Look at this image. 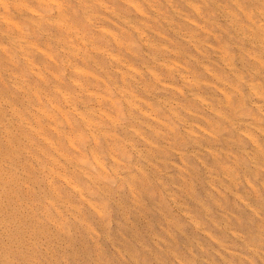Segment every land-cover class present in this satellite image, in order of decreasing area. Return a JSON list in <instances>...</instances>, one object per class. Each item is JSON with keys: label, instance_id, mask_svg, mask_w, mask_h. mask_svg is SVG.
<instances>
[{"label": "bare ground", "instance_id": "obj_1", "mask_svg": "<svg viewBox=\"0 0 264 264\" xmlns=\"http://www.w3.org/2000/svg\"><path fill=\"white\" fill-rule=\"evenodd\" d=\"M142 1L146 11L152 12L153 22L166 20L154 1ZM181 1L200 14L198 5ZM204 1L226 21L240 44L235 47L237 55L221 49L220 54L214 52L224 76L204 67L206 75L221 84L216 87V106L228 108L239 119H231L219 107L204 106L231 131H240L236 125L248 118L250 126L264 135V0ZM112 2L124 8V13L139 14L140 29L130 17L101 0H0V264H55L53 251L58 255L64 249H57L63 241L77 238L79 231L83 245L96 244L85 219L80 221L78 215L102 218L104 186L126 183L131 188L134 175L127 168L146 176L133 159L139 163L152 153L144 155L128 137L147 143L141 129L133 125L137 120L134 113L159 123L152 112H159L156 103L162 100L149 88H165L166 84L152 65L163 66L195 89L208 85L158 57L169 48L142 37L140 31L151 30L150 17L137 3ZM111 17L125 29L120 31L121 38L104 24ZM215 28L220 27L215 24ZM185 41L195 51L198 44H204L192 35ZM172 50L169 52L179 55ZM122 54L139 61L141 68L124 61ZM144 73L151 74V82L138 84L135 76L142 78ZM188 92L190 97L202 99ZM138 123L152 137L162 136L160 129ZM248 137L253 157L264 159V146L252 135ZM118 156L127 163L119 173ZM232 196L242 200L238 193L232 192Z\"/></svg>", "mask_w": 264, "mask_h": 264}, {"label": "rangeland", "instance_id": "obj_2", "mask_svg": "<svg viewBox=\"0 0 264 264\" xmlns=\"http://www.w3.org/2000/svg\"><path fill=\"white\" fill-rule=\"evenodd\" d=\"M101 1L130 17V21L140 29L142 17L139 14L132 9V12L124 13V8L115 7L112 0ZM131 1L150 17L147 23L151 30L140 31L142 37L179 53L175 56L168 51L158 54V57L166 58L169 64L174 62L177 67L171 65L175 69L180 68L187 77L208 85L195 89L163 66L152 65L151 69L166 84L165 88L160 85L149 88L152 95L162 100L156 103L159 112H152L159 123L134 113L137 120L133 125L141 129L147 143H142L136 136L128 137L131 139L129 143L142 149L144 155L147 151L152 153L151 157L139 163L137 158L133 159L146 176L141 177L136 169L129 167L126 171L134 175L129 183L131 188L126 183H107L104 186L106 207L102 208V218H90L83 213L78 215L80 221L85 219L84 224L93 234L96 244L83 245L78 239L82 234L79 231L77 238L63 241L64 245L57 249H64L58 250V255L53 251L55 264H264V159L253 157L248 146V135L263 146L264 135L250 126L248 118L243 119L245 121L241 125H236L241 132L231 131L224 121L212 116L204 106L219 107L231 119H239L228 108L216 106V87L221 84L204 72L205 67L224 76L225 71L215 59L216 53L220 54L221 49L237 55L235 47L240 45L239 42L226 27V21L212 11L208 1L188 0L200 7L197 15L181 0H149L155 2L166 19L157 22L152 21V12L146 11L148 8L142 0ZM99 14L108 17L105 11ZM112 19L104 24L120 37V31L125 29H122L121 22ZM165 22L170 23L169 28ZM215 24L220 30L215 28ZM175 30L178 35L172 32ZM191 35L209 46L198 44L196 51L191 49L185 41ZM122 55L124 61L141 68L139 61H131L133 58L129 55ZM146 61L149 60L146 58ZM197 61L203 66H197ZM135 78L138 84L151 82V74L144 73L142 78ZM188 91L203 100L190 97ZM150 102L152 104L153 101L150 99ZM139 121L160 129L162 136L152 137ZM259 127L262 126L259 124ZM117 158L119 173L126 169L127 163L125 158ZM105 160V165L110 166V161ZM232 192L241 195L242 200L233 198ZM95 201L101 209L99 200Z\"/></svg>", "mask_w": 264, "mask_h": 264}]
</instances>
